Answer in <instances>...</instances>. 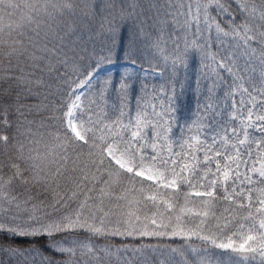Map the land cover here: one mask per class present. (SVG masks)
<instances>
[{"label":"snow or ice","instance_id":"6c2138e0","mask_svg":"<svg viewBox=\"0 0 264 264\" xmlns=\"http://www.w3.org/2000/svg\"><path fill=\"white\" fill-rule=\"evenodd\" d=\"M0 264H264V0H0Z\"/></svg>","mask_w":264,"mask_h":264}]
</instances>
